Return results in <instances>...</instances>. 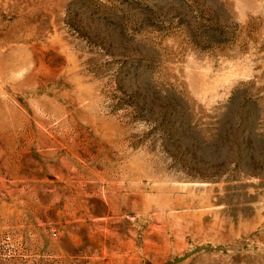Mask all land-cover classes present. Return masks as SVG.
I'll return each instance as SVG.
<instances>
[{"label":"rangeland","instance_id":"374dc122","mask_svg":"<svg viewBox=\"0 0 264 264\" xmlns=\"http://www.w3.org/2000/svg\"><path fill=\"white\" fill-rule=\"evenodd\" d=\"M0 264H264V0H0Z\"/></svg>","mask_w":264,"mask_h":264}]
</instances>
